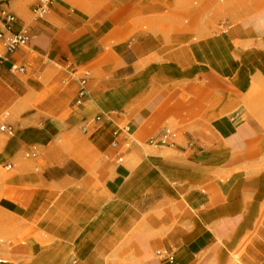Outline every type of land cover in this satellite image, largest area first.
Returning a JSON list of instances; mask_svg holds the SVG:
<instances>
[{
	"label": "crops",
	"instance_id": "1",
	"mask_svg": "<svg viewBox=\"0 0 264 264\" xmlns=\"http://www.w3.org/2000/svg\"><path fill=\"white\" fill-rule=\"evenodd\" d=\"M25 1H4L29 41L0 66V114L19 109L16 127L9 124L11 154L7 142L0 155L11 164L23 150L41 152L34 157L44 161L40 171L18 178L28 187L20 205L76 257L69 264H264V172L250 161L249 132L223 117L239 105L240 87L175 54L163 58L164 39L154 32L137 30L124 52L122 42L111 48L120 27H132L137 3L108 20L59 0L53 24L30 18ZM251 17L239 19L235 27L245 32L232 37L264 32V8ZM25 47L35 52L33 63ZM13 62L25 71L11 70ZM188 67L199 68L189 80L191 97L178 100L171 89ZM80 78L87 96L77 105ZM125 119L129 131L120 130ZM186 120L210 121L215 134L175 142L166 126ZM132 137L142 152L126 154Z\"/></svg>",
	"mask_w": 264,
	"mask_h": 264
},
{
	"label": "rangeland",
	"instance_id": "2",
	"mask_svg": "<svg viewBox=\"0 0 264 264\" xmlns=\"http://www.w3.org/2000/svg\"><path fill=\"white\" fill-rule=\"evenodd\" d=\"M146 1L148 2L146 5L141 4ZM261 2L263 0H65L68 9H83L88 13H97L96 17L98 14L103 15V18L109 16L117 7L115 12L118 11L119 13H115L116 20L124 15L133 4L137 3L130 19V22L133 23L132 27L129 28L128 32H126V26L120 27V34L112 39L111 48L120 42L123 43L121 47L118 46L119 53L124 52L126 41L137 30H146L159 34L164 39L163 58L165 59L169 55L180 53L182 62L198 64L202 70L209 68L210 63L228 69L234 68L225 74L230 79L243 82L242 86L236 84L240 87L239 95L241 98L239 105L231 107L223 117L236 125L238 131L244 129L247 133L249 132L251 136L250 161H258L255 165L256 169L264 172V32L259 31L258 34L237 37L231 36L227 39L229 48L224 45L211 48L205 43L192 47L188 45V41L181 40L185 37L194 39L202 35L214 36L216 35L215 31L228 27V22L233 16L241 20L251 19L252 15L264 8L251 11L252 7L261 5ZM25 4L30 18L38 17L56 24V21L49 18L53 11H58L56 7L59 0H26ZM40 7L42 9L38 10ZM34 10L37 12L34 13ZM24 28L27 29L25 25ZM127 33L129 34L127 35ZM222 35L225 33L222 32ZM111 48L109 47V52H111ZM25 50L30 55L28 61L31 60L33 63L36 57L35 52L29 50L28 47H25ZM247 51L248 53L253 51L257 57L254 59L244 57L239 62L238 54L247 53ZM1 53L2 45L0 44ZM112 58L117 65L123 64L119 55L113 53ZM198 70L199 68L188 67L183 72V80L180 86L171 89L172 92H175L174 97L180 100L179 95L187 96V100H189L191 97L189 80L196 76ZM12 75L23 76L19 73ZM198 96L203 95L200 93ZM18 110L2 112L0 125L10 124L16 127L17 119L19 120ZM95 115L96 112L88 116L86 128L89 131L96 128L93 122ZM126 119L120 122V126L126 124L129 120ZM211 123L205 120L174 121L168 123L166 127H169L171 132L173 131L175 134V142L186 145L187 142L191 141V137L196 138L200 134L209 136L215 134ZM57 128L63 129L64 127L58 124ZM83 128L80 126L77 129L81 132ZM32 133L26 131L24 134L32 135ZM12 135L13 133L8 134L0 131V152L5 144L10 142L6 148V153L7 155L11 154ZM69 144L73 147L80 146L86 154L94 157L90 149L82 142L70 141ZM145 148L143 143L135 141L132 137L129 144L125 146V151L126 154H138ZM40 153L38 149L23 150L20 152V157L11 164L0 155V264H43L46 261H53L54 264H69L71 259H76V257H72L70 250L61 247L53 240H49L39 228L38 218L34 213L21 207L25 203L24 199L27 196L28 187L19 183L18 178L31 171H40L44 165L43 159L34 160L36 155H41ZM126 154L123 156V161L127 159ZM93 160H97V158L94 157ZM6 166L9 168L6 169ZM18 234L21 237H18Z\"/></svg>",
	"mask_w": 264,
	"mask_h": 264
},
{
	"label": "built area",
	"instance_id": "3",
	"mask_svg": "<svg viewBox=\"0 0 264 264\" xmlns=\"http://www.w3.org/2000/svg\"><path fill=\"white\" fill-rule=\"evenodd\" d=\"M4 1L0 0V44L2 45V53L0 54V66L8 59V55L16 51L18 48L25 46L29 41V35L26 29L21 28L18 23L17 15L13 12L7 10L4 7ZM40 7L38 10H41ZM37 12V10H34ZM10 69L19 73L25 71V67L18 63H12ZM87 96V87L86 79L80 78V87L77 92L75 103L77 105H82ZM96 119H99V116H96ZM12 127L9 124L0 125V131L3 133H12ZM120 130L129 131L128 124L120 127ZM170 131L166 130L163 134L161 142L164 143L169 139ZM121 159V158H119ZM6 169L9 166L5 167ZM170 259H173L172 256H169ZM73 260L70 264H74Z\"/></svg>",
	"mask_w": 264,
	"mask_h": 264
},
{
	"label": "bare ground",
	"instance_id": "4",
	"mask_svg": "<svg viewBox=\"0 0 264 264\" xmlns=\"http://www.w3.org/2000/svg\"><path fill=\"white\" fill-rule=\"evenodd\" d=\"M148 2L146 1V2H142L141 4L142 5H146ZM261 5H257V6H255V7H252V10L251 11H258V10H260V9H262L263 7H264V0H263V2H261L260 3ZM137 7V6H136ZM115 13H119L118 11L117 12H114V10L109 14V19L108 20H110V19H112L114 16H115ZM239 24V18H237V17H231V19H230V21L228 22V26H231L232 25V27L233 28H230V30L228 31V27H225L223 30L221 29V30H217V31H215L216 32V35H214V36H208L207 37V35H202V36H199V37H196V38H194V39H190V38H188V37H185V38H183V39H181L182 41H185V42H187L188 41V45L189 46H192V47H195V46H200L201 44H206V45H208V46H210L211 48H214L215 46H218V45H224V46H228V48H229V44H228V41H227V39L229 38V37H231L232 35H235V34H242V33H244L245 32V27L244 26H241V27H239V28H237V27H235L236 25H238ZM235 27V28H234ZM256 27V26H255ZM255 27H254V25H251V26H249L248 28H247V31L246 32H252L253 30H255ZM222 32H224L225 33V35H222ZM217 37V38H216ZM247 53H248V51H247ZM241 53V54H238V61L240 62V61H242V59L244 58V57H246L247 59H254L255 57H257L255 54H254V52L253 51H251L250 53ZM180 53H178V54H176L175 53V56L176 55H178L177 57L178 58H182V55L180 54ZM209 68L211 69V70H213L214 72H216L217 74H219L220 76H223V77H225V78H227V79H229V80H231L233 83H235V84H237V85H239V86H242V84H243V82L241 81V80H233V79H230L229 77H227V75L225 74L226 72H229V70L231 69V70H233L232 69V67H230L229 69L228 68H224L223 66H220V65H218V64H214V63H210L209 65ZM8 198H11V197H9L8 196ZM18 237H21V235L20 234H18L17 235ZM21 239H23V238H21ZM22 241H24V239L22 240ZM43 264H54L53 263V261H46L45 263H43Z\"/></svg>",
	"mask_w": 264,
	"mask_h": 264
}]
</instances>
